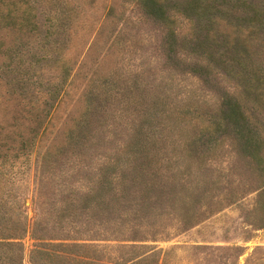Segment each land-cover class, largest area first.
<instances>
[{
	"label": "rangeland",
	"instance_id": "obj_1",
	"mask_svg": "<svg viewBox=\"0 0 264 264\" xmlns=\"http://www.w3.org/2000/svg\"><path fill=\"white\" fill-rule=\"evenodd\" d=\"M85 1L102 32L81 69L78 57L67 71L60 63L69 36L45 20L61 8L55 0L32 3L36 28L0 30V185L10 190L0 213L16 218L17 198L30 223L35 214L36 235L76 239L96 264H264V22L236 21L221 0H202L204 12L159 0L162 15L139 0ZM245 33L244 49L234 35ZM239 57L259 69L247 74ZM93 67L100 86L88 85L98 98L79 100L82 125L71 122L73 109L63 123ZM75 85V101H64L45 134L50 153L41 162L38 138ZM57 129L77 137L64 142ZM137 133L144 149L122 196L86 205L88 170ZM72 189L79 199L64 201ZM22 244L23 264H32L28 233Z\"/></svg>",
	"mask_w": 264,
	"mask_h": 264
},
{
	"label": "trees",
	"instance_id": "obj_2",
	"mask_svg": "<svg viewBox=\"0 0 264 264\" xmlns=\"http://www.w3.org/2000/svg\"><path fill=\"white\" fill-rule=\"evenodd\" d=\"M47 1L50 0H6V2L3 4V6H5L4 10H0V30L3 28V34L10 35L12 33L11 31H14L13 33L17 34V31H23L25 29L32 30L33 28H36V23L34 20L36 15L35 13H31L32 6L35 3H46ZM55 1L58 4H61V8L59 7L53 9L52 11L54 14H50V16L48 14V17L45 20H49L46 25L51 27V30L66 29V32L69 36L68 41L63 45L62 59H60V63L63 64L67 71L71 68H69V66L72 59L78 57L79 63H77L79 68L77 69H81L82 66L86 64L85 58L86 56H89V51L92 49L94 42H96L98 34H100V30L102 32V29H99L100 25L98 24L99 16L95 14L97 13L96 6H94L95 8H90L87 6V10L81 7V4H86L85 0ZM139 1H141V4L143 3L145 6L150 8V11L152 10L154 13L162 15L161 11L163 10L160 8V4L158 5L159 0ZM203 6H207V4L202 0H188L184 5V7H190L192 10L199 9L204 12L205 10H202ZM229 11H234L232 12L235 14L234 19L236 21L239 20L244 24L258 25L257 23L262 24L264 22L263 4H253L246 0H221V13L227 14ZM46 33L50 34L51 32L46 28L45 35ZM87 35H91V37L89 38ZM234 36V39L240 42L237 44L242 45L244 49L245 43L250 42V39H245L246 37H250V34L245 33L242 36L240 34H236ZM88 41L90 43L84 50ZM227 47L229 50H231L229 43L227 44ZM235 49L238 50V52L243 56L245 50L240 48ZM234 62L235 64L239 65L240 68L247 74L249 73V70L257 71L259 69V65H253L254 63L248 62L242 57L237 58V60L234 59ZM88 69L90 70L89 73L91 75L87 78L88 82L86 81L85 86L81 88L82 95L78 94L77 103L75 104L76 107L68 109L63 123L67 118L70 119V117H73V109L77 115H75L71 122L77 121L76 125H82L86 111L79 113L80 110H77V106L79 109L81 107L79 100L85 98L86 95L92 96V100L98 98L99 96V93H97V88L88 85L89 82H94L93 85L99 87L100 83H96L98 82L97 79L99 77L97 76L94 67ZM75 72L76 71H74V73ZM74 73L72 75L73 77ZM72 78L69 80L70 82H72ZM77 86L78 85H75L71 88H66L65 94L63 93L62 99L58 101L54 109V113L52 114L53 116L51 115L49 121L46 123L38 138L36 144V154L41 162H44L47 159V154L50 153V150L44 140L45 134L49 128L54 126L53 123L56 117L55 115L61 111V108H63L64 101L67 100V105H69L72 100L73 102L75 101V98H69V94ZM87 105L88 104L86 100H83V106L87 107ZM71 131V129H65L62 131H58L57 129L54 132V135L61 134L62 140L64 142H70L77 137V135H73ZM54 139L56 138H53V140ZM143 145V139L141 135L137 133L125 146L116 150L114 154L105 160L100 166L98 165L97 168L93 166L88 170L91 176H93L90 178L93 189L89 191L88 188L87 191L80 193L82 197L85 196L84 202H89L86 205L102 200L101 198H104L108 193H112L111 195L116 194L117 197L122 196V181L124 182L126 176L125 172L134 167L133 165H135V162L143 152ZM9 191L10 190L7 186L5 187L0 185V209L7 203L6 199L2 198V195H8ZM76 198L75 190L72 189L67 194V200L64 201L73 202L79 199ZM11 205L13 207V213H16V218L8 219L5 218L4 213H0V264H23L22 239L27 233L34 242L29 250L28 255L32 264H45L44 260H47L49 263L57 261L64 264H70L69 262H74V264H96L93 259H90L84 254V252H82V249L87 246L86 244L74 242L76 239H71L70 242H68L67 238L46 239L44 237H39L36 235L34 228L36 221L32 222V218L36 219L35 214L32 215L31 219L29 218L31 220L30 223L28 221L26 212L22 209L21 202H19L17 198L11 202ZM64 216H66V214ZM71 222L72 220L69 221V224ZM71 229H74V227Z\"/></svg>",
	"mask_w": 264,
	"mask_h": 264
}]
</instances>
